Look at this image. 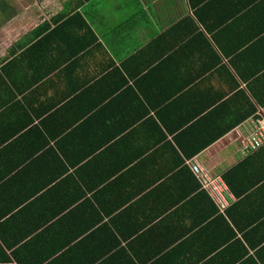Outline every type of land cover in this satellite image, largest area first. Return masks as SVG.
<instances>
[{
    "label": "crops",
    "instance_id": "obj_1",
    "mask_svg": "<svg viewBox=\"0 0 264 264\" xmlns=\"http://www.w3.org/2000/svg\"><path fill=\"white\" fill-rule=\"evenodd\" d=\"M263 119L264 0H0V264H264Z\"/></svg>",
    "mask_w": 264,
    "mask_h": 264
},
{
    "label": "built area",
    "instance_id": "obj_2",
    "mask_svg": "<svg viewBox=\"0 0 264 264\" xmlns=\"http://www.w3.org/2000/svg\"><path fill=\"white\" fill-rule=\"evenodd\" d=\"M264 145V119L261 120L258 128L249 136L247 139V146L250 151H257ZM194 173L198 174L200 172L197 166L193 167ZM212 183L211 193L214 198L218 200L223 199V194L228 192L226 184L221 181L210 180Z\"/></svg>",
    "mask_w": 264,
    "mask_h": 264
},
{
    "label": "trees",
    "instance_id": "obj_3",
    "mask_svg": "<svg viewBox=\"0 0 264 264\" xmlns=\"http://www.w3.org/2000/svg\"><path fill=\"white\" fill-rule=\"evenodd\" d=\"M235 173V171L233 172V174ZM230 176H231V173H230ZM226 179H227V182H228V186H230V190L232 191V192H236L235 191V189H234V187H233V185H232V183H231V181L229 182V179H228V177H226ZM227 184V183H226Z\"/></svg>",
    "mask_w": 264,
    "mask_h": 264
}]
</instances>
